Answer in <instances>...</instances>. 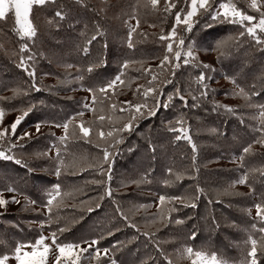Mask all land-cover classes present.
Masks as SVG:
<instances>
[{"label":"trees","instance_id":"16d2710c","mask_svg":"<svg viewBox=\"0 0 264 264\" xmlns=\"http://www.w3.org/2000/svg\"><path fill=\"white\" fill-rule=\"evenodd\" d=\"M179 2L182 3V0ZM136 4L137 0H83V4L78 3L77 0H56L55 4L34 7L31 19L38 28L35 42L22 41L12 31L15 24L14 14L9 16L6 21L0 20V93L9 88H20L28 92L26 96L18 95L13 100L0 101V107L5 110H14L35 105L32 110L35 111V122H48L53 125L63 124L69 117L82 110L88 112L86 116L84 114L85 120L93 119V113L83 109L86 89L98 87L113 78L119 71V64L124 59L144 61L145 67L158 64L164 52V45L158 39L160 29L164 27L167 32L171 26L170 22L174 20V12L179 10V8L174 9L173 15L168 17V21L162 23V13L153 12L150 8L137 7L136 14L140 25L133 34L134 47L130 49L127 43L128 25H132V20V26L136 25V20L130 19L132 8ZM61 5L68 13L67 18L63 21L54 17L55 11ZM160 7L163 8V0H161ZM100 9H104V11H100ZM53 19L57 22L51 25L47 23L48 20ZM94 21L101 25L107 35L94 41L89 46V53L85 55L82 48L85 40L94 34ZM125 21H128V24H125ZM206 23L212 22L206 17H201L194 25L193 33L189 36V39L198 38L197 47L199 50L204 44L206 47L214 44L213 38L241 31L238 25L230 24V28H228V24L218 22L222 23L223 27L212 24L211 28H206ZM150 25H155V27H150ZM82 31L86 35L82 36ZM141 33L148 35L145 37ZM205 33H207L206 36ZM23 42L29 43L30 47V51L24 54L25 57L34 56V62L29 61L28 63H34L36 68L35 81L39 91L30 87L32 80L17 66L20 59L19 48ZM105 44L107 47L104 46ZM239 58L245 61L247 66L246 64L240 66ZM99 60H106V63L92 73L87 72L88 65L98 63ZM67 65H72V67L68 68ZM217 65L219 66L217 69L221 70L224 77L235 78L240 86L249 90L253 84L258 83V78L264 75V52L260 50L255 41L246 35L241 39L240 46L233 49L231 55L220 58ZM138 67V64L133 65L125 78L131 79L140 76V79L133 81L132 89L125 87L121 92H118L113 97L114 102L132 100L135 84L146 82V78L135 71ZM217 69L215 68V72H209L213 77L208 82L209 87L214 91L210 92L207 99L201 101L198 108L191 107L190 98L189 106L186 108L182 106V102L176 99L168 109L161 108L155 116H145L137 121L132 132L121 133L117 137L122 141L119 144L114 145L111 139L101 141L95 134L92 135L91 142H86L79 137L78 132L77 136L70 135L65 144H60L57 137L53 135L54 132L49 130L46 132L47 144L39 143L23 149H13L16 157H23L19 155V153H23L26 156H31L30 160L34 162V155L42 152L48 153L50 148L56 150L53 147L54 143L60 148V158L64 161V165H61L60 175H56L55 180L47 179L48 183L44 188L26 186L23 183L30 198L36 200L39 198L42 209L47 202L45 193L51 190L52 185L59 183L62 192H73V196L64 198L62 207L53 209L50 225L48 212L46 209L43 210L40 221H45V224L41 229L51 233L66 228L63 233L58 232L60 241H77L78 228L92 220L88 230L89 236H93L90 238H98L102 235L108 238L110 245L101 243L98 247H106L114 253L116 264H129V262L118 260L120 256L118 252L128 253L133 250L134 253L137 252V256L131 261V264H168V259L172 261V264H189L187 260L179 259L177 250H182L186 245H190L194 250L216 252L218 256H221V251L217 247L219 239L224 244V248L228 249L225 251L229 255H233L235 246H231L228 242H233L234 235L232 233H234L238 235L241 264L247 251L245 241L248 234L252 233L256 237L260 235L259 232L251 228L254 221L253 216L248 214V209L253 207L261 194L264 193V176L259 173L249 176V183L253 185L256 192L255 196L225 195L224 191L227 189L229 193L248 192L247 184H237L234 188H229V185L239 179L242 173L248 169L264 165V155L260 154L264 153V149L259 145H254L256 154L246 156L243 167H240L239 157L243 148L255 138L251 126L256 121L250 119L254 111L242 107L244 101L232 94L234 88L230 87L226 91L225 88L213 86L220 81ZM198 74L199 71L191 66H182L177 70L176 79L182 86H187L191 77ZM77 76H83L84 80L77 81L75 79ZM9 78H11L10 85L7 82ZM3 82L5 83L3 84ZM192 87L195 88V84H192ZM171 91L172 87H166L165 95ZM88 97L90 99L89 93ZM223 98H231L232 102H224ZM214 102L237 107L238 111L235 115L226 113L223 108L213 111ZM254 102L264 103V93L255 98ZM180 113H183L186 121L185 126L189 128V135L196 145L195 153H193L191 144L185 140H175L174 134L167 130V122L174 120ZM241 118L244 120L243 124L240 122ZM116 126H120L119 122ZM94 127H101V125L97 123ZM102 127L107 132L110 128L109 122L105 121ZM150 143L154 146L155 151L149 147ZM105 147H108L112 153L107 162L103 158ZM194 155L196 157L195 168L192 159ZM56 156L57 152L55 156L49 157L47 154L43 156L42 160L37 161L39 163L41 161L48 169V171L46 170L47 175L41 172L43 175L51 176L49 171H56L58 166ZM102 163L105 168L103 174L97 167ZM108 164L112 165L111 180L108 179L107 174ZM169 168L172 169L171 174L168 172ZM176 173H182L183 178L176 179ZM14 176L10 175L12 178L6 179L9 181L19 179L17 174ZM94 180L104 181L105 186H110L113 190V197L111 199L105 197L100 202L102 207H94V210L89 213L82 208L81 201L91 200L104 190L100 185L91 183ZM165 180L168 181L167 184L164 183ZM197 184L204 189V193L195 201L197 207L185 206L180 202L170 203L169 208H175L176 211L170 214L169 231H165V225H160V213L157 208L159 196L189 197L196 194ZM70 198L73 200L72 205L67 203ZM113 199L119 203L133 223L134 219L138 217H151V221L155 220L156 223L152 225L157 231L150 232L154 235L151 237L143 235L144 231L151 230L141 226H137L144 230L141 233L128 227L127 222L122 220L115 211L116 205L113 204ZM167 204L165 212L168 209ZM139 205L146 207L138 209ZM30 212L32 213L30 215L35 214L33 209ZM157 215L159 217H156ZM227 217L235 219L238 223V229L235 232L231 226L219 228L218 221L221 219L225 221ZM177 219L183 220L184 223L176 224L175 220ZM226 228L228 232H226ZM41 229L33 225L23 228L20 234L32 241L40 234ZM108 231L112 232L111 236L106 235ZM193 232L196 233L195 237H192ZM4 234H8V230H5ZM20 234L18 237L22 239ZM83 236L88 235L83 234ZM164 236H168L169 240L165 241ZM3 239L5 241L0 244V253L11 248L7 236H3ZM197 239L202 241H196ZM117 242H120L119 245L113 248L112 246ZM168 248H171L169 257L165 251ZM107 263H109L108 259L102 257L100 264Z\"/></svg>","mask_w":264,"mask_h":264},{"label":"snow or ice","instance_id":"6c2138e0","mask_svg":"<svg viewBox=\"0 0 264 264\" xmlns=\"http://www.w3.org/2000/svg\"><path fill=\"white\" fill-rule=\"evenodd\" d=\"M56 0H0V20H7L9 16L14 13V27L12 31L18 35V37L24 41L35 42L38 35V28L31 19L34 7H45L49 4H55ZM78 3L83 4V0H77ZM161 0H137V4L132 8V15L130 19L136 20V25H128V47L131 49L134 47L133 34L137 31L140 25L138 18L137 7L150 8L153 12H160L163 14V22L168 21V17L173 15V10L179 8L174 12V20H172L170 29L165 32V28L161 27L158 35L159 42L164 45V52L162 58L159 59V63L153 67L152 65L144 66V61L128 60L124 59L119 64V71L116 75L102 83L98 87H88L86 91L90 94L89 97H85L83 109L93 113V119L85 120L84 111L76 112L74 116L69 117L63 122V124H55L57 128H63V134L57 137V141L60 144H65L69 139V136H77V132L81 139L86 142H91L92 135L95 134L99 140L107 141L111 139L113 144H119L122 141L117 139L121 133L132 132L135 128L136 122L145 116H155L159 109H168L172 106L174 101L178 99L182 102L183 107L189 106V98L191 99V107L198 108L201 101L207 99L210 92L214 91L209 87V81L213 78L209 72H215V68L211 64L202 63L199 60V49L197 47V39H189V36L194 31V25L198 23L201 17L208 18L212 23H206V28H211L212 24L217 22H224L231 25H238L241 29L238 33L228 34L219 38H213L214 44L204 48V51L216 52L217 59L231 55L233 49L240 46V41L246 35L255 41L256 45L260 47V50L264 52V0H246L245 9H242L236 3V0H163V8L160 7ZM85 7L87 5H84ZM104 11V9H100ZM99 14V13H97ZM68 13L64 10V6L61 5L54 13V17L59 21H63L67 18ZM57 21L55 19L48 20V24H54ZM94 24V34L89 36L84 43L82 51L85 55L89 53V46L98 38L106 37L107 33L102 29L101 25L97 22ZM128 24V21H125ZM155 27V25H150ZM87 28V25H85ZM81 35H86L85 32H81ZM142 36L147 37V33H141ZM156 35V34H153ZM207 33H205V36ZM107 47V44L104 45ZM30 51L29 43L23 42L20 44L19 52L20 59L18 67L22 69L27 76L32 80L31 88L39 91L35 81L36 68L33 64H29V61L34 62V56L28 55L25 57V53ZM106 63V60H99L98 63H90L87 67V72L92 73L98 67H101ZM138 64L139 67L135 71L139 72L146 78L144 84H135V88L132 91V100H124L122 102H114L113 97L121 92L125 87L132 89L134 80L140 79V76L126 79L128 72L132 69L133 65ZM182 66H191L193 69L199 71L197 76L191 77L187 86H182L176 79L177 70ZM66 67L71 68L72 65ZM230 79L235 88L232 94L234 96L243 99V108L254 111L251 116V120L256 121L251 126L254 139L246 147L243 148L239 157L240 167H243V162L246 156L255 155L256 150L254 145H259L264 149V103H255L254 100L260 94L264 93V75L258 78V83L253 84L251 89L246 90L240 86L235 78L227 77ZM77 81L82 82L83 76H77ZM195 84V88L192 87ZM83 86V84H82ZM166 87H172L171 92L166 93ZM256 89V90H252ZM11 96L0 97V101L13 100L18 95H28L27 91L20 88L11 89ZM35 105H29L27 108L14 109L19 111V115L9 125H3V119L5 116V108L0 107V160L14 161L17 165L27 167V164L22 160L16 158L13 153V149L17 147H24L20 141L26 138H32L33 133L29 131L23 132L17 136V128L26 116L33 110ZM223 108L226 113L235 115L238 111L237 107H233L227 104H220L214 102L213 111H217ZM99 113V114H98ZM118 113V115H117ZM105 121L109 122L110 128L107 132L103 130V124ZM119 122L120 126H116ZM244 123L243 118L240 121ZM99 123L101 127H94ZM42 122L35 124V133H41ZM186 121L183 113H180L174 120L168 121L166 124L167 130L174 134L175 140H185L192 145L193 153L196 151V145L192 142V138L189 135V128L185 126ZM71 128V132H70ZM54 135V133H53ZM17 141L14 143L13 141ZM7 145L5 148L4 146ZM56 148L58 166L56 168V175L59 176L61 172V165H64V161L60 158V148L57 144H53ZM99 147V144H97ZM149 147L155 151L154 146L150 143ZM264 155V153H260ZM41 155H47V153H41ZM112 153L108 147L103 149V158L107 162L111 158ZM193 167L195 168L196 157L193 156ZM100 172L103 174L105 168L103 163L98 165ZM83 170V169H82ZM32 169L28 168V172ZM112 165H107L108 179L111 180ZM171 174L172 169H168ZM259 173L264 176V165L259 168H251L243 172L239 179L232 182L229 188H234L235 185H248L247 193H229L225 189L224 194L235 195H247L255 196L256 192L251 183H249V176ZM182 173H176V179H182ZM91 183L100 185L103 187V192L97 197L88 200L81 201L82 208L91 213L95 208H101L100 203L105 197L112 198L113 190L110 186H105V182L101 180H94ZM168 183L167 180L164 181ZM18 189L12 183L6 184L2 190H0V208H6L9 202L20 203L15 195L10 199H6L4 192L15 193ZM195 195L189 197H167L165 195L159 196V204L157 205L160 213L161 226L171 222L170 214L176 211L175 208H168L165 212L166 203L180 202L185 206L192 208L197 207L196 200L200 195L204 193L199 184L195 187ZM22 194V193H21ZM47 202L43 207L48 212V223L51 224L53 209H59L64 205V198L73 196V192H62L61 185L59 183L52 185L51 190L47 191ZM26 203H28V197H24ZM116 205L115 211L119 214L120 218L127 222V226L140 231L139 227L133 223L130 217L123 211L121 206L116 200H112ZM211 202V201H209ZM35 204V201H30ZM145 205H139V208H145ZM255 216L252 217L253 223L251 228L260 233L259 237L249 233L247 240V251L244 255V259L241 264H264V193L258 198V201L254 204ZM251 215V211L248 212ZM45 221H41L40 225L43 228ZM151 223L155 224L153 220ZM176 224L184 223L183 220H175ZM260 225V226H258ZM118 230V229H117ZM66 231V228L58 230L59 233ZM58 232H51L48 236L42 233L35 239L34 242H16L15 246L7 249L3 253H0V264H84V260L99 261L101 256L107 257L109 264H116L115 259L108 255L109 249L98 247L100 240L104 239V236L93 238L90 240H80L79 242H61L58 236ZM106 235L111 236L112 232L108 231ZM143 235L151 237L154 233L144 231ZM196 233H192V237H195ZM50 241V243L48 242ZM120 242L114 244L112 247L116 248ZM86 245V246H82ZM159 250V249H158ZM179 259L188 260L190 264H230L229 260L224 256H218L216 252H212L210 255L205 250H194L190 245H186L182 250H177ZM87 254V255H85ZM163 255V252L161 251ZM168 259V257H165ZM168 264H172V261L168 259Z\"/></svg>","mask_w":264,"mask_h":264},{"label":"rangeland","instance_id":"374dc122","mask_svg":"<svg viewBox=\"0 0 264 264\" xmlns=\"http://www.w3.org/2000/svg\"><path fill=\"white\" fill-rule=\"evenodd\" d=\"M236 3L242 9H245L246 0H236ZM245 10L249 11V13L252 14L251 10H248V9H245ZM131 23L133 25V20L131 21ZM215 24H217V26L223 27L222 23L217 22ZM229 26H230V24H228V28H230ZM204 48H207L206 44H204V46L198 52L199 60L202 63L211 64L213 66V68L217 69L219 67L217 65V63L219 64V60L217 59L216 52H213L211 50L204 51L203 50ZM155 64H157V63H155ZM155 64H152V66L155 67ZM239 64H240V66H244V64H246V66H247V63L245 61H242V59H240V58H239ZM217 72L219 74L218 78H220V81L217 84L216 83L213 84V86H217L219 88H225L226 91L228 89H230V87L235 88L234 85L232 84V82L229 79H227L226 77H224V75L222 74L220 69H217ZM249 73H251V71H249ZM7 82L10 85L11 78L7 79ZM4 83L5 82H3V84ZM85 94H86L85 96L88 97V93L86 91H85ZM0 95H1V97L11 96L12 95L11 89L9 88L5 92L0 93ZM222 100L224 102H232L231 98H223ZM25 108H27V107H25ZM18 109H21V108H17V110ZM34 112L35 111H31L29 113V115L25 117V119L21 122V124L17 128V133H16L17 136L21 135L25 131H29V132L33 133L32 138H30V139L26 138L25 140L19 142V143H22L24 145V147H30V145L34 146L35 144H39V143L47 144L46 140L48 139V136L46 135V132L49 130L51 132H54L55 137H58L60 134H62V128H57V127H55V125L49 124L48 122H42L41 133L36 134L35 133V124L37 122H35L36 115ZM19 114H20L19 111H14L13 109L12 110H5L3 125H5V126L9 125L15 119V117ZM84 114L86 116L88 114V112H84ZM13 142L16 143L17 141L14 140ZM4 147L6 148L7 145H5ZM24 147H22V148L17 147V149H23ZM42 153H44V152H42ZM10 154H14V150H13V153H10ZM47 154L49 157L55 156L56 150L54 148H50L49 152ZM19 155L23 156V157H16V158L22 159L27 164V167H24L22 165H17V164H15L14 161L0 160V190H2L6 184H9V183L14 184L16 186V188L18 189L17 192H15V193L4 192L3 194H4L6 199H10L11 196L15 195L16 198L20 201V203L9 202L8 205L6 206V208H0V244L5 241L3 239V236H7L9 244H10L9 246L11 248L15 246L16 242H28V241H30V240H27L24 235L20 234L23 231V228H28L29 226L34 225V226L38 227L39 229H41L40 219L43 215V212H44L43 210H45L44 207H43V209L40 207L41 205L39 204L40 203L39 198L37 200L30 198V196L28 195V191L23 186V183L26 186L31 185V186L36 187V188H41V187L44 188V186H46L48 183L47 179L51 178L52 180H55V176H56V171L55 172L49 171V174H52L51 176H45L41 173V172H44L47 175L46 170L48 171V169L45 167V165H43L41 163V161H40V163L37 161L42 160L43 156H45V155H41V153L34 155V162H36V164H33L34 162H31V160H30L31 156H26L23 153H19ZM29 161H30V163H29ZM28 168H31L32 171L28 172ZM16 174H17L19 179L14 180V181L7 180L8 178L15 177L14 175H16ZM10 175H12V177H10ZM25 196L28 197V201H29L28 203H26L24 200ZM30 201H35L36 203L32 204V203H30ZM67 203L72 205L73 200L70 198L69 201H67ZM154 204H156V202H154ZM167 205L169 208L170 203H168ZM31 209H33V211L35 212L34 215H30V214H32L30 212ZM249 210L251 211V215L254 217L255 211H256L255 207L253 206V207L249 208L248 212H249ZM156 217H159V215H157ZM151 219H152L151 217L150 218L138 217V218L134 219V223L137 226H141L142 228H145L147 230L150 229L151 231H149V232H155L157 230H155V226L152 225L153 223H151L152 222ZM229 219H231V220L228 221ZM91 224H92V220L86 222V224L79 227L78 228V233H79L78 234V240L77 241H68V242H79L82 239L83 240L93 239V238H90L93 236H89L90 234L88 233V230H89ZM168 224L169 223H167L165 225V228H166L165 231H169L168 230V227H169ZM218 224H219V228H221V227L225 228V227L231 226L233 228V232H235L238 229V223L236 222L235 219H233L231 217L230 218L227 217L225 221H223L221 219V221H218ZM139 229H140V231L138 233H141V231H144L141 228H139ZM5 230H8V234L3 235V232H5ZM134 230H136V229H134ZM225 230H226V232H228L227 228ZM220 232H222V231L220 230ZM41 233L45 236H48L50 234L48 231L42 230V229H41L40 234ZM18 234H20V237L22 239H20L18 237ZM83 234L88 235V236H83ZM221 234L224 235V233H221ZM232 234L234 235V237L232 238L233 242L230 241L228 243H230L231 246H233V245L235 246V253L233 255H229L228 252L225 251L228 249L224 248V244L221 242V239H219V246L217 245V247L219 248V251H221L222 256H224L225 258H227L229 260L230 264H240V261H239L240 252H239V248H238V238H237L238 235H236L234 233H232ZM164 238H165V241L169 240L168 236H164ZM189 238H191V235H189ZM35 239L32 240L31 242H34ZM226 239H227V234H226ZM109 241L110 240L108 238L101 239L99 244L104 243L106 245H110V244H108ZM196 241L201 242L202 240L197 239ZM48 242L50 243V241H48ZM82 246H86V245H82ZM99 248H101V250H103L106 247L102 248V246H99ZM133 251H130V252L127 251L128 253L122 252V251L118 252V253H120L118 260H120V261L123 260V261H125L127 263L129 262V264H131V261L134 260L137 256V254H136L137 252L134 253ZM165 251L169 257L171 248H168V250L165 249ZM206 252H208V251H206ZM211 253L212 252H208L209 255ZM85 255H87V254H85ZM108 255L110 257H112L113 259H115L113 256L114 253H112L111 251H109ZM102 257L107 258V257L101 256L99 261H91V262L89 260L85 259L84 264H100L102 261ZM187 262L190 264V261L187 260ZM13 264H14V262H13ZM107 264H109V263H107ZM118 264H120V263H118Z\"/></svg>","mask_w":264,"mask_h":264}]
</instances>
